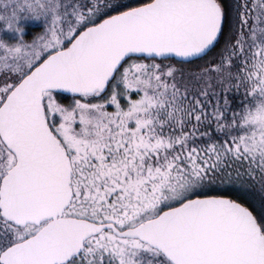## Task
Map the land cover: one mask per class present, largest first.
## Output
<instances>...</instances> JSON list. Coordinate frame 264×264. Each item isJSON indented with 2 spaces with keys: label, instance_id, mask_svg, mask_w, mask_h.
<instances>
[{
  "label": "snow or ice",
  "instance_id": "snow-or-ice-1",
  "mask_svg": "<svg viewBox=\"0 0 264 264\" xmlns=\"http://www.w3.org/2000/svg\"><path fill=\"white\" fill-rule=\"evenodd\" d=\"M0 264H264V0H0Z\"/></svg>",
  "mask_w": 264,
  "mask_h": 264
}]
</instances>
